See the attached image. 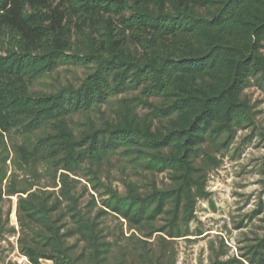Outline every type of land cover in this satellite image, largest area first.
Instances as JSON below:
<instances>
[{"label":"trees","instance_id":"trees-1","mask_svg":"<svg viewBox=\"0 0 264 264\" xmlns=\"http://www.w3.org/2000/svg\"><path fill=\"white\" fill-rule=\"evenodd\" d=\"M263 48L264 0H0V241L28 264H177L254 123ZM69 67L78 84L38 89ZM241 243L209 264H264V234Z\"/></svg>","mask_w":264,"mask_h":264},{"label":"rangeland","instance_id":"rangeland-1","mask_svg":"<svg viewBox=\"0 0 264 264\" xmlns=\"http://www.w3.org/2000/svg\"><path fill=\"white\" fill-rule=\"evenodd\" d=\"M59 71L40 82L38 89L53 91L69 82L78 84L86 73L82 68L73 67ZM244 98L252 107L254 123L237 133L229 151L220 157L221 167L210 173L207 188L210 198L198 203L197 219L191 224L192 230L201 229L205 234L174 244L178 252L177 264H209L210 242L214 241L217 247L221 239L230 247L229 255H237L242 240L264 234L263 215L252 221L248 219L264 190V91L252 84L245 90ZM112 174L118 179L123 176L120 169L113 170ZM158 180L166 181L162 175ZM114 185L123 191L119 182L114 181ZM16 202L14 198L15 216L11 215L10 225L17 228ZM240 223L244 224L242 229H238ZM115 224L117 222L113 221L112 225ZM0 264H28L18 252L16 238L0 241Z\"/></svg>","mask_w":264,"mask_h":264},{"label":"bare ground","instance_id":"bare-ground-1","mask_svg":"<svg viewBox=\"0 0 264 264\" xmlns=\"http://www.w3.org/2000/svg\"><path fill=\"white\" fill-rule=\"evenodd\" d=\"M15 216V213L13 214V217Z\"/></svg>","mask_w":264,"mask_h":264}]
</instances>
